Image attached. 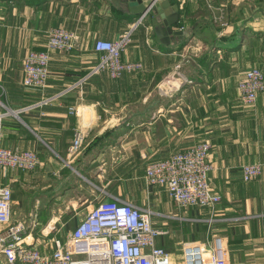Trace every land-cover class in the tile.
Wrapping results in <instances>:
<instances>
[{"label": "crops", "instance_id": "1", "mask_svg": "<svg viewBox=\"0 0 264 264\" xmlns=\"http://www.w3.org/2000/svg\"><path fill=\"white\" fill-rule=\"evenodd\" d=\"M170 1L179 12L172 28L182 34L162 40L159 11L133 13L129 0H0V112L10 110L0 141L40 158L35 169L0 172L13 191L12 221L33 222L27 240L51 251L56 229L64 236L99 199L117 198L151 209L165 231L157 243L179 260L184 243L210 239L213 214L231 261L264 264V91L248 105L237 89L247 68L264 70V0ZM135 23L122 58L144 69L90 74L100 59L96 39H115ZM58 26L73 30L80 47L51 52L44 89L25 86L24 56L44 49L47 30ZM77 129L85 142L70 155ZM203 140L213 144L210 183L222 196L214 213L178 206L144 177L151 161ZM247 162L263 166L252 180L242 176Z\"/></svg>", "mask_w": 264, "mask_h": 264}, {"label": "built area", "instance_id": "2", "mask_svg": "<svg viewBox=\"0 0 264 264\" xmlns=\"http://www.w3.org/2000/svg\"><path fill=\"white\" fill-rule=\"evenodd\" d=\"M136 24L122 31L115 39L97 38L94 48L100 59L90 74L108 71L114 78L127 72L144 69L141 61L123 60L122 52L132 40ZM44 49H31L23 58L25 86L44 89L50 74L51 52L73 51L80 47L77 34L66 27L47 30ZM177 64L176 67H179ZM239 98L244 104H255L264 91V70L258 66L247 68L237 83ZM51 97L43 99L47 103ZM9 109L0 112V131ZM70 111L76 113L77 107ZM85 132L77 129L68 152L74 155L85 142ZM213 144L203 140L193 146L170 153L167 157L151 161L145 169V180L151 185L164 187L168 196L180 207H208L211 213L222 196L210 183L214 163L209 155ZM40 163L39 154L31 149H12L0 141V172L5 167L32 170ZM263 170L260 162H247L241 167L245 180L258 177ZM13 191L0 182V264H246L230 260L224 235L216 232L214 215L209 219L211 235L207 241L184 243L180 259L175 260L172 250L157 243L165 231L152 222L151 209L113 199H99L76 226L60 237L56 229L53 248L48 251L27 239L35 226L25 220L12 221ZM53 228L47 224L42 232L49 236Z\"/></svg>", "mask_w": 264, "mask_h": 264}, {"label": "water", "instance_id": "3", "mask_svg": "<svg viewBox=\"0 0 264 264\" xmlns=\"http://www.w3.org/2000/svg\"><path fill=\"white\" fill-rule=\"evenodd\" d=\"M129 9L131 12L143 15L151 8L159 11L163 22L162 25L156 26L159 37L163 40V33L166 34H182V29L173 30L172 26L179 18V12H173L170 0H129Z\"/></svg>", "mask_w": 264, "mask_h": 264}, {"label": "rangeland", "instance_id": "4", "mask_svg": "<svg viewBox=\"0 0 264 264\" xmlns=\"http://www.w3.org/2000/svg\"><path fill=\"white\" fill-rule=\"evenodd\" d=\"M242 62H245V61H242ZM204 233H205V229H204V228H201V230H200L199 232L196 233V237L201 238V236H202ZM58 235H59L60 237H62V233H61V232H60V233L58 232ZM196 241H198V239H197ZM199 241H201V240H199Z\"/></svg>", "mask_w": 264, "mask_h": 264}]
</instances>
